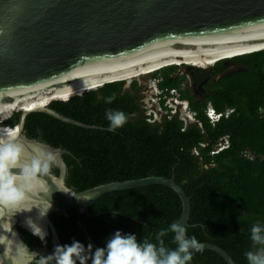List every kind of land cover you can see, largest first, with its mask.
Segmentation results:
<instances>
[{
  "label": "trees",
  "instance_id": "16d2710c",
  "mask_svg": "<svg viewBox=\"0 0 264 264\" xmlns=\"http://www.w3.org/2000/svg\"><path fill=\"white\" fill-rule=\"evenodd\" d=\"M226 63L235 68L226 71ZM203 64L190 65L206 66ZM178 65L162 66L151 75L160 77L161 88L179 89L185 76L173 75ZM205 87L209 90L202 99L190 94L188 88L179 89L198 122L185 124L176 114L148 121L141 109L138 81L133 79L125 86V79H120L36 102L51 100V108L96 127L78 126L33 111L25 117L24 132L71 152L63 158L68 166L66 183L75 190L147 175L173 177L190 199L187 235L219 245L236 264H248L245 253L256 251L250 239L251 226L264 224V48L214 62ZM110 96L115 99L107 103ZM207 103L221 112L214 122L205 114ZM109 108L129 116L123 127L111 132L105 116ZM9 115L8 110L2 117ZM17 117L18 112H14L2 124L13 125ZM223 137L228 145L214 151ZM50 171L58 173L53 165ZM89 211L96 215L79 214L76 209L50 214L61 246L75 240L85 247L91 243L93 249L105 247L116 231L134 234L138 241L148 238L158 243L156 233L177 222L181 200L170 187L154 183L107 192L89 206ZM19 231L31 249L41 244L30 231ZM173 236L169 232L163 237L169 249L176 247ZM47 245L52 254L55 248ZM42 264H55V260ZM190 264L228 263L217 252L203 249L193 253Z\"/></svg>",
  "mask_w": 264,
  "mask_h": 264
},
{
  "label": "water",
  "instance_id": "95a60500",
  "mask_svg": "<svg viewBox=\"0 0 264 264\" xmlns=\"http://www.w3.org/2000/svg\"><path fill=\"white\" fill-rule=\"evenodd\" d=\"M263 43L264 0H0V123L18 112L15 124L1 125L15 128L7 139L22 145L21 163L46 159L50 154L54 157L51 165L58 170L54 174L50 166L47 173L37 174V189L28 193L31 211L0 206V264H31L44 253L48 257V242L54 248L60 245L50 214L76 209L79 214L95 216L89 206L107 192L163 184L180 197V226L188 225L190 212L189 196L173 177L147 175L83 190L67 185L68 166L63 155L71 152L27 136L25 117L42 111L78 126H96L56 111L48 105L51 100L42 106L17 110L9 107L13 100L21 102V97L29 92L108 77L181 55L223 52ZM114 80L120 79L105 80L98 86ZM83 90L86 89L72 95ZM8 110L9 117L2 118ZM10 171L21 173V169ZM47 201L52 206L40 218L39 209L44 210ZM29 218L47 233L43 241L38 237L41 244L33 249L19 231L24 228L32 233L25 223ZM199 242L203 249L217 252L228 264H236L219 245ZM41 262L38 259L35 264Z\"/></svg>",
  "mask_w": 264,
  "mask_h": 264
},
{
  "label": "clouds",
  "instance_id": "9594fccd",
  "mask_svg": "<svg viewBox=\"0 0 264 264\" xmlns=\"http://www.w3.org/2000/svg\"><path fill=\"white\" fill-rule=\"evenodd\" d=\"M115 96L107 98L111 103ZM108 121V131H116L123 127L129 116L120 110L107 109L105 112ZM22 145L13 142L12 139H0V206L23 211H31L32 206L27 204L28 193L37 189L36 179L38 173H47L54 157L48 155L46 159L34 158L30 162L25 161ZM11 169H21L19 175L13 174ZM47 201L44 210L39 208V217L47 215L51 208ZM20 212V211H19ZM32 234L42 241L47 233L31 218L25 221ZM171 232L174 234L173 243L175 249L165 246L163 237ZM250 239L256 251H247L245 257L248 264H264V224L254 223L250 229ZM158 243H152L148 238L138 241L134 234H122L116 231L106 242L105 247H96L89 243L87 247L79 241L71 244L57 245L47 260H55V264H190L194 252H202L203 244L195 236L187 235V228L173 222L167 229H161L156 233ZM191 249V251H190Z\"/></svg>",
  "mask_w": 264,
  "mask_h": 264
},
{
  "label": "bare ground",
  "instance_id": "6f19581e",
  "mask_svg": "<svg viewBox=\"0 0 264 264\" xmlns=\"http://www.w3.org/2000/svg\"><path fill=\"white\" fill-rule=\"evenodd\" d=\"M262 45H264V43L260 44V45H254V46H249V47H244V48H239V49H233V50H228V51H223V52L181 55L178 57H174L171 59H167L164 61L153 63L150 65H146V66H143L140 68H136L133 70H129V71L122 72V73L115 74V75L108 76V77H103V78H99V79H95V80H91V81H87V82H83V83H79V84H75V85L56 88V89L44 90V91H39V92H29L28 94L23 95V97H21V99H20L21 102H18L17 100H13V102L10 104L9 107H10V109H16L17 110V109H19L18 107L13 108L12 106H17V105L24 106L21 108H25L28 106H32V107L42 106L45 103L36 104V102L43 100V99H46L50 96H57V95H61V94L67 93V92H69L67 94H70V93H74L78 90L90 88L93 86L97 87L99 84H101L105 80L123 79V78L124 79H126V78L130 79L129 77L136 76L138 74H143V73L158 69L162 66L169 65V64L204 63V64L209 65V64L214 63V62H216L222 58H225V57H231V56L239 54V53L250 52V51L259 49L260 47H264ZM193 66H195V65H193ZM43 97H45V98H43ZM41 98H43V99H41ZM21 103H24V104H21ZM8 117L9 116H7L6 118H8ZM2 118H4V117H2ZM11 128H13V127L5 126V125H2V127L0 126V136L3 137L4 139H7L15 129V128H13L11 130Z\"/></svg>",
  "mask_w": 264,
  "mask_h": 264
},
{
  "label": "built area",
  "instance_id": "2783aa9c",
  "mask_svg": "<svg viewBox=\"0 0 264 264\" xmlns=\"http://www.w3.org/2000/svg\"><path fill=\"white\" fill-rule=\"evenodd\" d=\"M160 80V77H153L152 80L153 87L155 89V91L153 92L155 99L153 101L158 105L157 110L152 108V106L150 105V101L148 102L147 100H143L141 104V109L146 119L150 122H155L160 121L164 115L170 117L171 114H176L180 119L184 121L185 124H187L188 122H198L195 119V112L192 111L188 105V101L182 99L179 96L178 89L167 87L161 88L158 84ZM127 81V84H129L131 78L127 79ZM204 110L205 114L211 122L216 121L221 115V112H217L210 103H207ZM230 110L231 109L226 110L225 114H227ZM227 145L228 140L226 137H223L217 142L214 151H218L226 147Z\"/></svg>",
  "mask_w": 264,
  "mask_h": 264
},
{
  "label": "rangeland",
  "instance_id": "374dc122",
  "mask_svg": "<svg viewBox=\"0 0 264 264\" xmlns=\"http://www.w3.org/2000/svg\"><path fill=\"white\" fill-rule=\"evenodd\" d=\"M177 64V63H176ZM191 64H201V63H191ZM206 65L204 66V68H196L192 65H187L185 63L179 64L177 69L175 70V72L173 73V75H184L185 78L181 83V88L183 89L185 86H188V82L194 81V78H197V73L198 71L204 69V70H208L211 66L207 65V64H203ZM213 65V64H212ZM225 68L226 71H230L232 69L235 68L234 65H231L229 63L225 64ZM153 71V70H152ZM207 73L201 72V76L205 75ZM131 78V80L136 79L140 85V95L141 98H143V100H147L148 102L150 101V105L152 106V108H154L155 110H157L158 105L153 101L155 99L154 97V87H153V76L151 75V71L143 73V74H138L136 76H132L129 77ZM131 82V81H130ZM128 81H125V86H128L129 84H127ZM189 87V86H188ZM3 123V122H2ZM0 123V125L2 124Z\"/></svg>",
  "mask_w": 264,
  "mask_h": 264
},
{
  "label": "flooded vegetation",
  "instance_id": "af4514ba",
  "mask_svg": "<svg viewBox=\"0 0 264 264\" xmlns=\"http://www.w3.org/2000/svg\"><path fill=\"white\" fill-rule=\"evenodd\" d=\"M226 62V61H225ZM190 65V64H189ZM201 72H204V73H207V74H205V75H203V76H201ZM210 72V73H209ZM210 74H211V67L207 70H204V69H202V70H200V71H198V73H197V78H194V81L193 82H191V81H189L188 82V86H185L184 88H183V90L184 89H186V88H188L189 89V91H190V94H192V95H194L197 99H202L206 94H207V92H208V90L209 89H207L206 87H205V83H206V81H207V78L210 76ZM214 78H216V77H214ZM179 89H182L181 88V86H180V88ZM179 89H178V92H179V96H180V91H179ZM181 97V96H180ZM182 98V97H181ZM182 99H185V100H187L186 98H182ZM141 101L143 102V98L141 99ZM188 101V100H187ZM188 105H189V102H188ZM50 241V240H49ZM48 243H51V242H48ZM52 244V243H51ZM47 250L50 252V254H51V251L48 249V245H47ZM47 258V256H46V254L44 253V254H41V255H38V256H36L35 258H34V261L31 263V264H35L36 262H37V260L38 259H41L42 260V262L44 261V260H47L46 259ZM41 262V263H42Z\"/></svg>",
  "mask_w": 264,
  "mask_h": 264
}]
</instances>
